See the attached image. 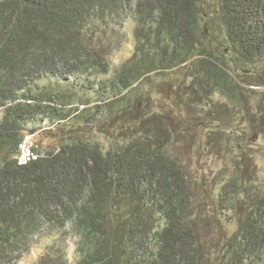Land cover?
<instances>
[{
	"label": "trees",
	"instance_id": "1",
	"mask_svg": "<svg viewBox=\"0 0 264 264\" xmlns=\"http://www.w3.org/2000/svg\"><path fill=\"white\" fill-rule=\"evenodd\" d=\"M127 26L133 53L96 85ZM184 69L189 84L159 85ZM245 70L264 86V0H0V264H18L45 224L51 242L33 264H69L66 232L74 264H264V179L251 161L220 187L194 176L160 139L180 126L144 106L156 89L181 112L185 97L210 106L230 90L251 117ZM45 118L64 132L19 165L28 123ZM107 118L125 134L108 150L82 133Z\"/></svg>",
	"mask_w": 264,
	"mask_h": 264
},
{
	"label": "rangeland",
	"instance_id": "2",
	"mask_svg": "<svg viewBox=\"0 0 264 264\" xmlns=\"http://www.w3.org/2000/svg\"><path fill=\"white\" fill-rule=\"evenodd\" d=\"M134 36L132 26H127L125 32V39L123 47L111 56V70L108 75H96L92 79L95 80L96 85L105 79L113 78L116 69L133 53ZM221 50L224 51L227 46L221 45ZM229 52V49H228ZM227 52V53H228ZM246 71L240 72L242 75L239 78L246 83L244 88L243 102L249 106L252 113L251 117L244 114L245 107H236L231 99V91L228 90L226 95L217 92L210 98H205L210 101V106L203 102L202 99H194L188 104L187 97L183 102L185 110L183 112L176 108V101L174 92L168 95H163L159 89L152 90L150 101L145 102L146 108H151L156 119H167L171 117L173 122L177 123L180 129L173 136L162 134L160 139L166 140L169 143V148L173 155L178 157L182 164L193 173L194 176L203 177L211 182L217 183L220 187L222 183L229 179L234 172V163L239 161L241 157L251 161L252 170H257L258 179H264V86L254 85L253 79L249 76L243 75ZM63 78L69 80H76L82 82V76L62 75ZM180 78L181 84L186 82L189 84L191 78L188 76V71L185 69L175 72L167 80L162 77H157L159 85L172 87ZM164 86V87H165ZM254 90V91H250ZM124 91L122 94H125ZM139 96L147 95V87L142 86L136 92ZM132 94H127V98H131ZM93 103H97L99 98L92 95ZM184 109V108H182ZM172 111L170 115L169 111ZM121 109H117L116 113H120ZM113 114V113H112ZM220 115V120L217 118ZM106 115L103 116L104 119ZM107 117L108 114H107ZM119 119V118H118ZM117 119L107 118L105 126H98L86 130H82L83 137L93 134L94 137L99 138L107 147L117 148L122 143V132L124 124ZM117 123V124H116ZM27 129L35 130L31 135V140L35 147L38 145L44 149L57 144V139L64 132L65 128H61V124L53 122L49 118L43 121L35 120L28 123ZM91 131V134H86ZM38 144V145H37ZM245 166V165H244ZM253 172V171H252ZM54 227L45 224L39 235L33 238V246L30 252L23 253L18 264H33L45 252L51 239L47 234ZM61 240L68 243V260L69 264H74L77 258L76 254V239L71 232H66L60 235Z\"/></svg>",
	"mask_w": 264,
	"mask_h": 264
},
{
	"label": "built area",
	"instance_id": "3",
	"mask_svg": "<svg viewBox=\"0 0 264 264\" xmlns=\"http://www.w3.org/2000/svg\"><path fill=\"white\" fill-rule=\"evenodd\" d=\"M40 153L31 140V135H26L19 144L16 160L19 165H26L40 157Z\"/></svg>",
	"mask_w": 264,
	"mask_h": 264
},
{
	"label": "water",
	"instance_id": "4",
	"mask_svg": "<svg viewBox=\"0 0 264 264\" xmlns=\"http://www.w3.org/2000/svg\"><path fill=\"white\" fill-rule=\"evenodd\" d=\"M205 31H206V35H208V29L207 28L205 29ZM224 51L227 53L228 52V49L225 48ZM245 71L247 72V71H250V70H245Z\"/></svg>",
	"mask_w": 264,
	"mask_h": 264
}]
</instances>
